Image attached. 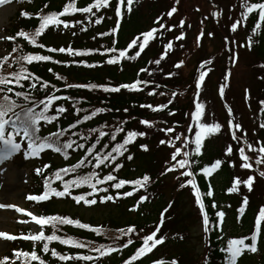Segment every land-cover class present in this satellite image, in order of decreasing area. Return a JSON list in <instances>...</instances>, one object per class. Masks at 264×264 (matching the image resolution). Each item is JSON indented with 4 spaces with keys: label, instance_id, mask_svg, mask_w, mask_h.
Masks as SVG:
<instances>
[{
    "label": "snow or ice",
    "instance_id": "obj_1",
    "mask_svg": "<svg viewBox=\"0 0 264 264\" xmlns=\"http://www.w3.org/2000/svg\"><path fill=\"white\" fill-rule=\"evenodd\" d=\"M12 0H0V6L10 3ZM31 2V0H29ZM136 0H90L86 6H79L77 0H68L62 6V10L54 11H37L34 15L38 20V25L31 33L18 30L14 36L0 37L5 40H15L16 37H20L23 41L29 45H35L39 48H45L44 44H37V38L49 28L53 29H70L74 28L76 24H80V20H76L75 23L72 20L65 19V17L73 16L76 13L85 14L89 20V23H95L99 25L104 20V16L97 15L102 9L113 10L115 17V25L110 31L100 32L99 36H115L121 28V21L124 18L125 10L131 13L133 4ZM178 4L179 0H175ZM48 7L47 4L44 5ZM240 7L242 11L239 13V19L231 23L230 29L235 33L239 26H242L253 15L256 16L254 26L251 28L252 35L247 37L246 44H240L239 47H247L251 49L253 44V36L259 35L264 32V0H240ZM177 12V8L173 6L169 11L156 17L154 23L156 27H152L149 30L139 33L137 36L131 39L127 43L125 48H117L114 46L104 47L96 49H76L72 46L61 47H47L49 53H66L73 59L68 61H60L53 58L51 55L43 54H23L19 53L11 57V63L8 67L13 68L12 71L6 73H0V166L11 161L16 155L23 154L25 159L42 158V154L46 150H50L53 153L59 154L65 161L69 160L71 153L77 150H84L83 155L75 162L67 164L64 167H60L55 171H51V164L45 163L41 167L35 169L38 176L43 179V191L39 195H28L27 200L33 202H45L51 198H65L71 197L76 205L95 206L99 204H105L107 202L115 203L117 199L122 197H131L139 189H147V186L151 182V177L147 174L136 179H123L118 178L117 173L124 167V164L119 162L121 158L128 161L133 159V155H125L129 152V145L134 144L138 137H144L147 135L145 131L139 130H127L125 131L124 125L128 123V119H135V117H129L128 119H122L117 122L116 125H109L107 123L101 124L98 127H91L87 130L85 135L82 132L72 131L79 125H83L85 122L93 120L100 114L113 111L112 108L100 106L85 108L80 106L83 101V97L76 99L71 95H58L60 88L55 83H51L49 80L41 78L39 75L33 73L30 70V66L34 62H51L53 64H62L65 67L70 65L83 66L87 68H96L107 65H120L123 61H135L141 56L145 49L150 45V42L157 38V34L160 33V29L165 31H171L176 25L166 27L162 22L163 17L167 16L171 18L174 13ZM32 14L27 11L20 13L21 17L30 18ZM214 17L218 16V12L212 14ZM94 18V20H93ZM207 18V17H206ZM203 23V22H201ZM185 25L184 20L179 21V26ZM80 31H86L85 28H81ZM73 36L76 32L72 33ZM163 36V33H160ZM204 33L201 30L200 35L196 37L197 44H199L200 37ZM209 36L213 33L209 32ZM184 32H180L175 36V40L180 41L184 39ZM95 39V37H93ZM235 43V42H233ZM112 45L116 44V40H112ZM173 44L171 41L165 43L163 48L165 49L159 55L158 59L150 61L155 65H160L161 61L168 55V50L172 49ZM19 45L12 48V52L18 51ZM103 48V51H101ZM130 50H132L130 52ZM98 52L101 56L107 58L103 61L96 63H88L84 58L89 57L92 53ZM134 53V54H133ZM80 58V59H76ZM238 56L233 53L232 63L237 62ZM8 56L0 58V66L7 63ZM180 63L175 64L176 68H180ZM205 63H211L207 61ZM204 65H201L203 68ZM264 68V64L260 65ZM47 71L52 73L56 81H64V89H86V90H100L106 94L121 93L122 90H126L130 93H138L144 91L143 86H147L154 81L135 79L133 82L110 84V83H70L67 82L65 76L53 72L52 68H48ZM145 68H140L139 72H146ZM139 72L137 76H139ZM151 75V73H149ZM169 76L174 73L169 72ZM206 71L200 70L198 77L195 79L196 95L199 96V90L201 89L205 77ZM231 72L229 71L224 80L227 82ZM260 79L264 80V76ZM156 88L160 85L156 84ZM228 84L221 85L218 89L221 99L224 98L225 88ZM42 93V96H38L35 93ZM245 100H250V90L245 88ZM149 95H155V89L148 93ZM161 96L165 95L164 92L159 93ZM173 97L177 93L171 94ZM59 101H72L71 110L75 115L74 122L69 123L66 127L60 125V120L70 109L65 103H57ZM173 101L168 100L166 104H160L153 106L152 104H140V108L151 109L153 112L162 111L168 107ZM103 103V101L101 102ZM259 112L264 113V99L258 100ZM229 119L227 125L231 134V140L236 142V148L229 143L223 152L225 159H215L214 162L208 166L200 168V173L205 178H210L216 173L221 166L227 162L229 166L235 167L236 162L227 158L238 155L239 167L245 170H253V163L251 162V156L249 152L257 154L255 159L256 165H264V143L261 140L255 141L257 145L254 147L253 143H250L247 138V132L243 128L242 124L236 122L233 116V110L231 107L225 105ZM250 107V105H249ZM116 111H120L116 109ZM125 113L129 112L128 108H124ZM205 111V105L201 102L195 103V110H190L186 115L190 116L192 123L187 125V131L189 133L194 132V139L187 135L176 134L174 127H164L158 129L159 131L167 134L172 133V138L159 139L158 144L161 146H168L171 148L169 158L165 160V167L160 175H165L170 172L183 170L179 172V177H184L185 180L180 183V188L190 187L194 198L195 204L198 206L199 213L202 217L203 231L208 233L213 228H219L223 231V226L226 220V212L223 210H217L215 217L216 223L210 220L208 211L206 210L205 197L214 198V190L210 180L206 191H201V188L197 182V175L194 170V165H199L198 159L193 157L201 156L202 150L205 146L204 142L207 138L213 135L221 134L223 125L214 122L206 123L203 120ZM84 113L83 115H80ZM169 116L175 115V112L169 111ZM140 125H144L147 128L155 126L154 122L148 119H140L138 121ZM166 123V122H165ZM44 126H52L55 130L49 131L47 134L42 135V129ZM258 128L264 130V122L259 123ZM107 129V130H105ZM70 133V134H69ZM124 134L121 140H118L120 134ZM76 137V139H73ZM107 138L108 143H102ZM264 139V138H262ZM176 141H181V146H176ZM194 145V147H191ZM100 146V147H98ZM140 148L143 151H149L147 144H141ZM90 168L86 174H81L82 169ZM104 169H107L106 174H101ZM45 170L50 171V175H45ZM257 175L260 178H264V170H256ZM65 177H68L67 179ZM178 177V179H179ZM256 180V175H248L246 179L236 176L231 181V186L227 188L228 193H237L240 191V186L243 185L247 188L248 192L253 190V185ZM54 181H58L59 185L53 186ZM125 186H131L130 191H121ZM116 190L115 194L111 193V190ZM78 192L79 194H74ZM147 199L146 196H140L139 201L133 206L132 211H135L139 207V204ZM249 205L248 196H244L242 203L236 210L238 213L237 219L243 217L246 213V208ZM172 207L171 204L160 214L159 223L156 224L155 229L140 235L135 226H129L126 229H117V235L109 237L112 241L110 244L100 243L95 244L93 241H83L74 239L72 236H61L57 232L60 230L59 226H73L77 229L89 230L95 233L97 236L106 235V233L99 227L90 225L89 223L82 222L79 219H73L66 215H35L30 211L19 208L10 204H0V208L14 209L16 213H22L29 217L32 222L39 226L40 230L30 234H20L19 236L0 232V239L6 241H15L17 239H23L32 243L31 251H21L13 249L10 256L0 257V264H48V261L42 258L38 254L39 252L50 253L51 257L61 262H84V264H101L102 258L110 257L114 253H119L123 249H127L130 245H133L136 240L140 243L132 254L127 258H123L121 264H135V262L144 258L147 254L152 253L157 246L165 243L166 237L158 233L161 232V226L164 223V214ZM212 208H218L217 203L214 201L211 204ZM230 207V205H229ZM21 223H27L28 221H18ZM51 226V234H46L45 228ZM141 232L143 229L140 230ZM136 240H134V238ZM126 238V239H125ZM183 239V237H180ZM218 239L223 241V236H219ZM264 239V205H261L258 212L254 217V225L250 234L239 237L229 238L226 241V246L221 247L219 251L224 253L225 264H238L239 259L245 253L256 254L259 251L260 241ZM51 242H58L60 245L68 246L73 249H86V253H61L55 248H50ZM93 253V254H88ZM152 264H178L176 259L164 260L157 259L152 261ZM207 264V260H205Z\"/></svg>",
    "mask_w": 264,
    "mask_h": 264
},
{
    "label": "trees",
    "instance_id": "obj_2",
    "mask_svg": "<svg viewBox=\"0 0 264 264\" xmlns=\"http://www.w3.org/2000/svg\"><path fill=\"white\" fill-rule=\"evenodd\" d=\"M63 0H31V2L28 3L27 6H23L21 11H18L16 14V19L13 20V33H16L18 30H24L27 32H31L34 30L36 26L35 20L32 18H24L20 16V13L22 11H27L31 16H35L34 14L37 11H40L43 9V11H54V10H60V8L63 6ZM89 0H80L78 2V5L80 3H85ZM47 4L48 7L45 8L44 5ZM224 4L229 8L232 4H235L240 7V0H224V2L221 4L220 1L218 2L217 0L214 1L212 6L208 10L209 14V20L211 21V25L215 27L214 17L212 14L214 12H220V5L222 7ZM134 16V17H133ZM129 20H128V25L133 27V29L130 32H137V27L135 21H137V16L133 15ZM176 17L173 15L170 18V24L174 23V20ZM256 19V16L253 15L249 18L248 24L251 25L252 27L254 26V21ZM134 21V22H133ZM49 30V29H48ZM47 30V31H48ZM46 31V32H47ZM252 35V34H251ZM101 38H105L106 36H100ZM158 39V38H157ZM155 39L154 41H156ZM121 40V39H119ZM15 41H19V37H16ZM154 41L150 42V45L147 47L149 48L148 51L151 50V56L152 59H139L138 61H132L133 64V69H131L130 73H127L126 71H123L121 73H117L116 68L110 67L104 68L106 66H113V67H123V64L126 65L130 61H123L120 65H107L103 64L102 66L96 67V68H87V67H77L76 65H70L65 67L66 71L65 72H60L57 69L61 67L62 64H53L51 62H34L30 66V70L39 75L41 78L49 80L51 83H55L58 88H60V92L57 93L58 95H71L72 97L76 99H80L83 97L82 104L80 106L85 107V108H92V107H108L112 108L113 111L111 112H106L103 114H100L98 117L93 118V120L85 122L83 125H79L76 129H73L72 131H77V132H82L85 135L87 134V130L91 127H98L101 124L107 123L109 125H116L119 120L122 119H128L129 117H135V119H128V123L124 125L125 131L127 130H139V131H145L147 133L146 136L144 137H138L137 141L134 144L129 145V152L126 153L125 155H133V159L131 161H128L124 158H121L119 162L124 164V167L117 173L118 178H123V179H136L140 178L143 175L147 174L151 177V182L147 186V189H139L137 192L133 194L135 200L137 202L139 201L140 196H146L147 199L140 203L139 205L142 204H147L148 202H151L153 207L155 208L154 211L159 210L163 205L166 203V200L164 197V191L166 190L167 187H169L170 191L173 195L170 200V204L172 207L168 210V212L164 215V219L166 222L163 226H161V232L158 233V237L160 235H163L166 237L169 233L176 235V238H179L178 234H181L184 232L182 230V226L180 223L185 222L184 220L187 219V221L192 217L189 214H183L181 216L180 211L178 210L180 206L178 205V200H180L181 196L183 195V192L186 189L180 188V183L185 180L184 177H179V172L183 170H178L175 173V180H173L171 183L166 184L167 182L164 181L165 176H167L169 173L165 175H160V173L163 171L165 167V160L169 158L171 148L168 146H161L158 144L159 139H164L168 138L165 136V133L159 131L158 129L167 127V124L165 121H158L157 118H153V111L151 109H145V108H140V104H152L155 106L158 102L162 104H166L169 99H171L173 102L171 104H168V107L166 109H163L162 111H159V113H165L169 110H174L176 112V121L174 124V127L177 130H184L185 125L187 126L188 121H190V116L186 115V113H189L191 110V99L194 94L193 88H192V81L190 83H186L185 81L187 78L185 77L186 73L184 69L178 70L180 72L179 76L183 77L185 81L180 84L179 77L178 78H172L169 76H165V72L162 71L160 72V67H164L165 65H169L171 67V70L169 72L175 74V70L173 67L175 66L178 58L173 57L171 61L169 58L165 59L164 61L161 62L160 65H155L154 63H150V61L154 60L156 51L158 48L157 43H153ZM40 44H43V40L39 39ZM90 40L84 39L82 43H89ZM112 42V41H111ZM111 42L108 44H102L104 47L108 46H114L112 45ZM120 42V41H119ZM25 43L23 42H8L6 43L7 48L9 49V53L11 55H17L19 53L23 54H43V55H51L50 53H43L39 49H32L28 47L27 45H24ZM19 45L18 51L16 53L12 52V48L16 47ZM230 45H226L225 48V60H226V65L222 68L220 67V72H226V74L230 71H233V73H237L239 75L238 81H244L241 85L240 91L235 89L234 87L232 88L233 84V79L231 78V75L233 74L231 72V75L229 76V80L226 82L229 86V89L232 88L234 92V96L236 98V101L234 104H231L227 99L225 100V105L229 106L233 110V114L237 112V118H243L244 119V125L247 126L246 130L247 132V138L250 143L255 144V141L261 140L262 143H264V130H261L258 128L259 123L264 122V113L259 112V105H258V100L259 99H264V80L260 79L261 76H264V68H261L260 65L264 64V32H262L259 35L253 36V44L251 49L248 48L247 52L250 53L248 56H253V57H245L242 58L240 57V60H244L245 64L241 69H237L232 65V52L229 51L230 48L228 47ZM101 45L94 46L91 49H96L100 48ZM101 51H103V48H101ZM134 54V53H133ZM53 56L54 59L60 60V61H65L62 60L58 55H51ZM107 57L106 56H101L100 53L94 52L92 53L89 57H85L84 59L88 63H96L98 61H103ZM138 59V58H137ZM12 61L9 59L7 63L4 65L0 66V73H6L8 71H12L15 65H13V68L8 67V64L11 63ZM158 67V68H157ZM48 68H52L53 72L59 73L63 76L66 77L67 82L70 83H110V84H119L123 81L128 82H133L135 79H144V80H149V81H154V83H149L146 87H144V91L138 92V93H130L126 90H122L121 93L117 94H106L103 93L100 90H86V89H64L63 84L64 81H56L53 74L49 73L47 71ZM104 68V69H103ZM140 68H145L147 71L146 72H139V76H137V73ZM232 68H234L232 70ZM113 69H116L113 70ZM206 69V67H204ZM246 69H252L254 77L256 78V83H260V91L257 92H250V100L246 101L245 100V93L244 89L247 88L251 91V88L248 86V83L246 79L244 78L243 72H245ZM106 72L107 75L106 77L103 76L102 74ZM216 73L214 75V80L217 82V84L223 81V77L225 76L224 74ZM151 73V75H149ZM195 76V77H194ZM193 79L195 80L198 77V74L192 76ZM159 84L160 87L156 88L155 85ZM180 84V85H179ZM174 87L173 89H168V87ZM219 86V87H220ZM192 88V89H191ZM155 89V95H149L148 93L153 91ZM257 90V89H256ZM164 92L165 95L161 96L159 93ZM175 92L177 95L173 97L171 94ZM207 94L208 98L210 97L211 105L215 106L217 104V97L212 98V92L210 91V87L207 89ZM38 96H42V93H35ZM184 94V96H182ZM184 100H182V98ZM103 101V103H101ZM57 103H65L67 107H69L70 111L68 114H66L62 119L60 120V125L63 127H66L69 123L74 122L75 120V115L73 114V111L71 110V104L72 101L64 102V101H59ZM222 104V103H221ZM178 105H181L180 107H177ZM250 105V107H249ZM224 107V102L223 105ZM235 107V109L233 108ZM241 107L245 109V111L240 112ZM124 108H128L129 112L125 113L123 111ZM225 108V107H224ZM116 109H119L120 111H116ZM84 113H81L80 115H83ZM140 119H148L149 121L154 122L155 126L152 128H147L144 125H140L138 121ZM251 128L252 131H249ZM55 130L52 126H44L42 129V135L47 134L49 131ZM107 130V129H105ZM70 134V133H69ZM230 134V132H229ZM228 134L227 130H223L220 134L222 137V143L220 146H216V144H205L203 150H202V155L199 157H193V159H198L200 161L199 165H194V170L197 175V182L199 187L201 188V191H206L207 186H208V181L210 180L211 185L214 190V198H207L205 197V204H206V210L209 213L210 220L213 223H216L217 218L215 217V212L216 208H212L211 204L214 201L219 205V207L223 208V211L226 212V214H229L232 218V224L234 229H232L233 233H238V230H242V235L245 236L250 234V231L253 228L254 225V217L255 214L258 212V209L261 205H264V178H260L257 175L256 170H264V165H256L255 164V159L257 158V155L250 154L248 155L251 156V162L253 163V170H247L246 173L248 175H256V180L253 185V190L251 192H248L247 188L244 187L243 185L240 186V191L237 193H228L226 190L228 187L231 186V181L235 177V172L234 168L229 166V163L225 162L221 166V171H220V177L218 179L215 178H205L201 173H200V168L204 166L210 165V163L214 162L215 159H225L223 156V152L225 147L231 143L234 147L236 148V142L231 141V136ZM124 134H120L118 136V140L122 139V136ZM253 136V138L251 137ZM73 139H76V137H73ZM108 139L105 138L102 143H108ZM181 143V142H180ZM141 144H147L149 146V151H143L140 148ZM209 145V146H207ZM257 146V145H256ZM100 147V146H98ZM191 147H194V145H191ZM84 150H77L74 153H71L69 160L65 161L62 156L59 154L53 153L50 150H46L45 153L42 154L43 158L46 159L47 161L52 159L51 157H56L58 158L59 163H53V162H46L48 164H51L52 168L51 171H55L56 169L60 167H64L67 164L75 163L81 155H83ZM235 155L233 156L234 159ZM227 158V159H231ZM61 164V165H59ZM41 167V166H40ZM90 168H85L80 170L81 174H86ZM107 169H104V171L101 173L106 174ZM171 173V172H170ZM45 175H50L49 170H45ZM247 175V176H248ZM239 176V175H236ZM179 177V179H178ZM66 179L68 177H65ZM166 179V178H165ZM35 184L36 187H38V191L43 190V179L41 176H35ZM222 180V182L220 181ZM216 181H219L222 183V185L219 183V185H216ZM59 185L58 181H54L53 186L56 187ZM170 185V186H168ZM131 186H125L124 189L121 191H130ZM247 190V191H246ZM116 190H111V193L114 195ZM188 192H192L190 187L188 188ZM74 194H79L78 192H74ZM248 196L249 198V205L246 208V213L243 217H238L237 209L242 203L243 197ZM127 197H122L121 199H126ZM157 198L156 201L154 199ZM242 198V200H241ZM55 199V197L51 198L50 200ZM63 199H71V197H65V198H56L55 200H62ZM228 199V200H227ZM193 202L195 207L198 209V206L195 204V198L193 195ZM252 202L254 205H252ZM99 204V203H98ZM52 205L49 203L48 205L40 207L41 213L44 215H66L69 216L70 218L73 219H79L83 222V220L79 217L68 215V214H63V213H56L54 211H50L48 207ZM229 205L232 206V210L229 213ZM177 209V210H176ZM148 217H146V220L142 223L140 221H134L130 224L127 223L125 225H119L117 223L113 222H108V223H101V224H92L89 222L90 225L99 227L101 228L106 235H101L97 236L95 233L90 232L89 230H83V229H77L73 226H59V231L57 232L58 235L61 236H72L74 239H79L83 241H88L91 240L95 244H100V243H105V244H110L112 241L109 239V237H113L117 235V229L120 228H127L129 226H135L139 234L142 236L154 229V226L146 227L145 223L146 222H153L154 220L152 217H149V213H147ZM143 216V215H139ZM194 216L198 218L199 221L202 222V217L198 211L195 212ZM167 218L169 220L167 221ZM189 222V221H188ZM187 223V222H185ZM183 225V224H182ZM174 227V229H172ZM238 228V229H237ZM143 229L141 232L140 230ZM47 234H51L52 228L51 226H47L45 228ZM182 230L181 233H177L176 231ZM171 231V232H170ZM219 228H213L212 231L205 233V240L206 244L205 247L203 248L202 254L199 256L198 259L196 260H190L187 262L181 261L177 259L178 264H205V260H207V264H225L224 261V253H221L219 249L221 247L226 246L225 241L218 239L220 236ZM134 240H136L135 237H133ZM126 239V238H125ZM181 239V238H180ZM140 241L136 240V242L133 245H130L127 249H123L119 253H114L110 257H105L102 258L101 264H121L123 258H127L130 254H132L135 250V247L139 245ZM185 238L181 239L178 241L176 244L175 248L177 251H179V257L182 258L184 255L187 254V249L185 248L186 246ZM263 246L261 247V245ZM50 248H55L58 252L61 253H70V254H76V253H86V249H73L68 246L60 245L58 242H51L49 245ZM261 247V252L258 251L257 255V262L256 264H264V239L260 241ZM12 249H18L21 251H31L32 250V245L29 244H24V243H19L18 246H15L14 244L11 245ZM263 248V250H262ZM37 252L39 255L42 256L43 259L48 261V264H84V262H77V261H70V262H61L58 261L57 259L51 257L50 253H42L39 252V247L37 248ZM88 254H93V253H88ZM6 255L10 256V252H7ZM94 255V254H93ZM255 258V257H254ZM153 260V259H151ZM263 262H261V261ZM149 262L148 257L145 256L141 260L135 262V264H145ZM238 264H254L252 262V258L250 256H242Z\"/></svg>",
    "mask_w": 264,
    "mask_h": 264
},
{
    "label": "rangeland",
    "instance_id": "obj_3",
    "mask_svg": "<svg viewBox=\"0 0 264 264\" xmlns=\"http://www.w3.org/2000/svg\"><path fill=\"white\" fill-rule=\"evenodd\" d=\"M224 2H220L221 4ZM203 3V0H181L180 7L178 8L179 15L180 17L177 18V23H179L180 20L185 21V25L183 27H176L175 29H172V35H173V40H175V36L179 35L180 32H184L185 36L183 40L177 41L179 43V50L181 51V54L183 55V63L178 68L179 70H182V67L186 73L185 77L187 78L186 83H190L192 81V72L193 71V66L194 64L199 60L200 58H210V57H216L220 55V51L218 49V46L215 44L217 41L213 37V35L209 36L208 33L210 32L209 30L205 32V29L203 31L204 35L200 37L199 44H197L196 37L200 35V32L197 33V25L199 26V21L201 19V16L198 14L199 11H203V6L202 7H196L195 11H193V6L195 5H200ZM148 5L150 6H157L158 3L152 2L149 3ZM15 11V5L14 3H6L2 6H0V37H7L8 35L6 34L9 33V28L13 27V24H11V17L14 15ZM138 13L140 15H143L145 18L147 17H156L159 16L163 12L160 7H156L155 10H152L146 6L144 3L143 5H139V11ZM149 14V15H148ZM221 18V16H220ZM111 24H115V22H111ZM166 27L169 25L165 23ZM210 25L208 24L207 27ZM106 26L102 27L101 30H105ZM127 29H130L128 27ZM133 29V28H132ZM131 29V30H132ZM164 30V29H163ZM248 30V27H247ZM165 38L168 36L169 31H165ZM52 34V35H51ZM67 34H54L50 33L46 35V40L45 43L46 45L54 46V47H59L68 42L69 38L68 37L66 40H64L65 36ZM92 34L89 33L86 36L80 35L78 36L74 42L82 40L84 37H90ZM228 36V34H227ZM127 39H132L135 37L133 35V32H128L126 35ZM5 39H0V57L6 54V49L2 48L5 45L3 42ZM103 40H100L99 42H102ZM63 43V44H62ZM98 42H96L97 44ZM243 44V43H242ZM90 46H95V43L90 44ZM169 51V50H168ZM161 54V50L157 49L155 57L158 59L159 55ZM210 55V57H208ZM253 57V56H249ZM219 59L217 60V63L222 60L220 56L218 57ZM245 58V57H242ZM180 63L179 60H177L176 64ZM214 65L213 63H210V66L205 79L204 85H208L210 87V91L212 92V98L217 97L216 93L218 89L216 88V82L214 80V75L220 72V67L223 66V63H218ZM240 65V69L243 67L245 64V61H239L238 63ZM104 69V68H103ZM202 68L199 67L198 71L196 72L197 74ZM60 72H65V66L61 65L57 69ZM166 71V70H162ZM196 71V70H195ZM244 74V78L246 79L248 86L251 88V93L257 91H260V83H256V78L254 77L253 70L252 69H246L245 72H243L240 75ZM103 76L106 77L107 73L104 72L102 74ZM211 75V76H208ZM208 78V80H207ZM234 79L238 80L237 75L234 77ZM241 84L239 87H241L242 83L244 81H240ZM235 84V83H234ZM236 85V84H235ZM257 89V90H256ZM232 89H229L228 91H231ZM185 101V100H184ZM205 111H204V116L203 120L206 123H214L211 115L209 113V108L208 103L205 102ZM212 108V114L214 117L217 118L223 125H225L223 118V113L219 112V105H211ZM243 125V124H242ZM227 127V126H226ZM251 131V130H250ZM171 138L173 137V134L170 136ZM178 142L181 141H176V145ZM206 142L208 143H213L216 142V145L219 147L220 144L222 143V137L213 135L210 136L209 138L206 139ZM51 162H58L57 159H51ZM24 166L16 165L14 160H11L9 162H6L5 165L0 166V204H10L17 206L19 208L25 209L27 211L32 212L33 214L36 215V213L26 205V197H27V192H29V189L27 187L30 185V182L32 181L31 178V169L35 168L32 166H28L27 168H23ZM235 174H239V177L246 179L247 176L244 172L243 169H241L239 166L237 168H234ZM172 176L167 177L164 179L165 182H171ZM222 181V180H221ZM217 185L221 182L216 181L215 182ZM169 184V183H166ZM170 186V185H168ZM170 189L169 187L166 188L164 191V197L166 202L172 197V193L169 192ZM247 191V190H246ZM192 198V193L188 191H184L183 195L181 196L180 200H178V205L180 208L178 209L181 213V216L184 214H189L192 217L187 221L185 219L184 221L187 222H181L180 225L182 226V230L184 231L182 233V237L185 238V242L187 243L185 248L187 249V254L184 255L182 258L179 257V251L175 248L176 242H174V236H171V240L166 242L165 244L157 246L158 249L153 251L152 253L148 254V261L150 262L149 264H152L151 258H158V259H164V260H171V259H179L181 261L187 262V261H192L196 260L199 258V256L202 254L204 245H205V238H204V231H203V224L201 221L198 220L194 216L196 208L194 207V202L191 200ZM228 200V199H227ZM242 200V198H241ZM53 204L48 207L50 211L54 212H60V213H67L70 215H78L80 216L84 221L92 222L93 224H98L104 221L108 222H113L117 223L119 225H125L127 223H132L134 221H140L144 222L146 220V213H149V216H155V212L153 205L147 206L144 209L140 210L137 212V210L132 211L130 209L133 208L134 205L137 204V200L135 199H128L126 201L122 202H108L103 205H98L94 207H84V206H75L72 203H67V202H52ZM252 205L254 203L252 202ZM229 213L233 209L232 206L228 207ZM219 210H223L222 207H219ZM177 210V209H176ZM139 215H143L140 216ZM140 219V220H138ZM18 221H28L27 223H21ZM183 224V225H182ZM26 229L29 232H37L40 230L39 226L36 225L34 222L30 220L29 217L25 216L22 213H16L14 209H8V208H0V232H5L13 235H17L19 233V230ZM174 229V227L172 228ZM232 229H234L233 224H232V218L229 214H226V220L223 226V231L220 230V236H223V240H227L229 238H239L238 234L242 233V230L239 231L238 233H233ZM238 229V228H237ZM182 230L176 231L177 233H181ZM263 244L261 245V247ZM177 247V246H176ZM8 249V241L0 239V257H3V254L5 251ZM263 250V248H262ZM264 253V252H263ZM252 258V262L256 264L258 256L256 254H251L250 256ZM255 257V258H253ZM256 261H255V260Z\"/></svg>",
    "mask_w": 264,
    "mask_h": 264
}]
</instances>
